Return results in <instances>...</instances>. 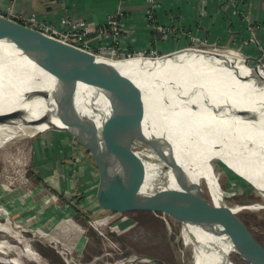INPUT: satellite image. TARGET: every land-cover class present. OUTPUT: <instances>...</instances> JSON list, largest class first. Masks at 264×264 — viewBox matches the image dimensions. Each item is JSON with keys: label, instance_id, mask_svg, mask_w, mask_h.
Segmentation results:
<instances>
[{"label": "bare ground", "instance_id": "bare-ground-1", "mask_svg": "<svg viewBox=\"0 0 264 264\" xmlns=\"http://www.w3.org/2000/svg\"><path fill=\"white\" fill-rule=\"evenodd\" d=\"M25 44L21 38L0 40V116L20 114L0 117L1 163L22 165L18 160L22 158L20 152L13 155L9 149L48 129L64 128L66 117L58 112L65 107L83 118L87 131L126 135L109 137L125 149L123 159L136 193L182 192L185 174L194 184L204 187L211 205L219 207L226 202L217 192L214 167L201 152L204 136L223 139L243 164L264 180V64L254 66L249 60L246 63L248 57L225 50L224 46L217 48L222 52L211 50L216 48L213 45L194 50L201 56L195 60L197 55L191 56L186 62L183 60L187 54L183 53L157 63L140 55L132 60L113 61L124 76L136 83V87H131L136 100L85 84H79L72 92L27 100L29 92H51L53 83L22 54L20 48ZM212 59L232 69L216 68L206 61ZM147 67L152 69L146 70ZM106 80L102 83L110 86L104 83ZM242 112L260 113L261 123L250 125ZM108 154L104 152L103 157L112 162L107 159ZM113 163L109 165L116 171ZM228 207L237 215L264 205ZM170 218L180 225L182 246L190 249L192 264H234L230 258L237 253L228 237L209 234L195 221ZM2 219L5 222L0 224V264H46L40 252L8 227L9 213L1 211ZM134 262L133 259L117 264Z\"/></svg>", "mask_w": 264, "mask_h": 264}, {"label": "rangeland", "instance_id": "rangeland-1", "mask_svg": "<svg viewBox=\"0 0 264 264\" xmlns=\"http://www.w3.org/2000/svg\"><path fill=\"white\" fill-rule=\"evenodd\" d=\"M231 3H235L234 13L243 19L239 1ZM245 30L246 35H228L229 41L219 40L218 35L213 43L196 30L172 33L170 40L175 45L171 51L207 49L210 45L216 47L211 50L219 51L217 48L224 46L248 57L254 66L264 64V40H260L264 28L247 22ZM151 51L154 58L166 54L155 47L145 54ZM200 142L201 152L214 167L217 192L227 205L263 206L264 180L248 169L223 139L204 136ZM9 151L13 155L20 152L22 165L0 162V190L6 189L0 193V202L5 204L0 203V216L1 211L9 213L8 227L40 252L46 264H117L133 259L129 264H192L190 249L182 246L180 225L168 215L146 209L142 200L119 208L100 207L98 171L102 166L68 133L48 129ZM124 191V196L144 195ZM201 192L210 203L203 186ZM236 218L264 249V208L243 210ZM230 259L234 264H247L235 253Z\"/></svg>", "mask_w": 264, "mask_h": 264}, {"label": "water", "instance_id": "water-1", "mask_svg": "<svg viewBox=\"0 0 264 264\" xmlns=\"http://www.w3.org/2000/svg\"><path fill=\"white\" fill-rule=\"evenodd\" d=\"M6 38L25 39V47L20 48L22 54L45 72L52 80L53 87L51 92L37 91L33 94L29 92L26 94L27 100H31L36 96L47 97L50 94L72 92L78 88L79 84L92 85L98 89L122 94L136 100L133 94L134 91L131 88L136 87V83L124 76L117 66L113 64V61L132 60L134 57L111 59L95 55L89 51L69 45L55 37L47 36L41 32L30 29L14 19H8L0 15V40ZM194 50L199 49L181 48L159 57L149 58V60L153 63L162 62L165 58H170L171 56L176 57L183 53L187 54L186 59L183 60V62H186L191 56L197 55ZM200 56V54L197 55L193 60ZM206 61L216 68L224 70L229 68L232 69L230 65L217 62L213 59ZM246 63H248V59ZM145 69L150 70L152 67H147ZM234 76L236 77L235 74ZM104 78H107L104 83H109L110 86L102 83ZM235 79L236 81L240 80L237 77ZM126 90L133 95L125 92ZM58 113L65 115V127L51 128V130L57 129V131L68 133V135L77 140L79 144L85 145L92 152L95 161L102 166V169L98 171L99 184L97 196L100 207H105L107 209H112L113 207L119 208L120 206L123 207L124 204H128L130 201L141 202L142 200L143 206L146 207V209L153 212L166 213L169 217L181 222L195 221L202 230L209 234L216 237L221 235L228 237L237 255L244 259L245 262L264 264V249L243 230L236 215L232 214L228 205L225 204L226 202L223 201L219 207L211 205V203L203 197L201 187L194 184L185 174L182 175V192H164V190L151 195L124 196V190L134 191L130 183L132 179L129 177V172L126 170V163L123 159L125 158L123 155L125 149L118 146L112 137L117 138L121 136L124 138L126 135L113 132L110 133L112 137H109V132L106 133V135L87 131L84 126L83 118L74 114L72 109L62 107ZM242 113L245 117L244 120L250 125H252L251 122H253L254 125L261 123L262 116L260 113ZM18 116H20L19 113H12L0 117L14 118ZM46 118L48 117L46 116ZM67 128L72 129L73 132ZM111 131L112 130H110V132ZM104 152L109 153L107 159L112 162H108L103 157ZM109 163H113L117 170L114 171ZM160 202L163 205H160Z\"/></svg>", "mask_w": 264, "mask_h": 264}, {"label": "crops", "instance_id": "crops-1", "mask_svg": "<svg viewBox=\"0 0 264 264\" xmlns=\"http://www.w3.org/2000/svg\"><path fill=\"white\" fill-rule=\"evenodd\" d=\"M153 1L156 4L153 10L156 24L175 27L180 33L194 30L204 32L209 43L216 42L218 35L219 40L224 41L229 39L231 33L246 35L247 22L264 28V0H238L243 19L234 13L235 3L232 4L231 0ZM9 8L17 16L35 15L38 20L55 25L59 30H64V26L59 24L62 16L102 28L108 25L111 16L119 12L117 19L122 29L120 46L123 50L136 52L155 47L162 53H168L175 45L170 40L171 34L159 41L152 40L151 25L146 19V12L150 8L147 0H123L121 3L118 0H0V15L6 17ZM238 35L235 38L242 39ZM260 40H264V37ZM89 43L96 49L99 38L93 35ZM95 180L96 183H92L94 188L98 183V179ZM5 190H0V193Z\"/></svg>", "mask_w": 264, "mask_h": 264}, {"label": "built area", "instance_id": "built-area-1", "mask_svg": "<svg viewBox=\"0 0 264 264\" xmlns=\"http://www.w3.org/2000/svg\"><path fill=\"white\" fill-rule=\"evenodd\" d=\"M118 1L119 3L123 2V0ZM147 1L150 4V8H148L146 12V19L151 25L153 32L152 40L159 41L161 39H165L172 33L179 34L180 31H178L175 27H166L154 22L153 10L156 7V4L153 0ZM5 15L6 18L14 19L30 29L41 32L47 36L55 37L69 45L106 58L125 59L140 55L152 58V55L154 54L152 51L149 55H146L145 51H136L131 53L121 48L120 40L122 38V29L120 28L119 21L117 19L119 17V12L111 16L108 20V25L102 28L92 27L83 20L76 21L68 16H62L60 17L59 24L64 26V30H59L55 25L38 20L35 15L28 17L17 16L11 11V8L8 9ZM93 35L99 38V46L96 49H93L89 43L90 37Z\"/></svg>", "mask_w": 264, "mask_h": 264}, {"label": "trees", "instance_id": "trees-1", "mask_svg": "<svg viewBox=\"0 0 264 264\" xmlns=\"http://www.w3.org/2000/svg\"><path fill=\"white\" fill-rule=\"evenodd\" d=\"M40 181H42L41 179H39ZM43 182V181H42Z\"/></svg>", "mask_w": 264, "mask_h": 264}]
</instances>
